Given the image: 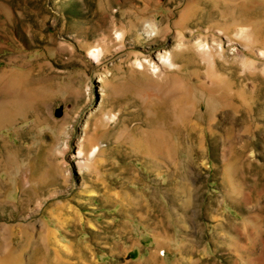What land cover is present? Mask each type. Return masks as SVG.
Instances as JSON below:
<instances>
[{
  "label": "rangeland",
  "instance_id": "obj_1",
  "mask_svg": "<svg viewBox=\"0 0 264 264\" xmlns=\"http://www.w3.org/2000/svg\"><path fill=\"white\" fill-rule=\"evenodd\" d=\"M0 264H264V0H0Z\"/></svg>",
  "mask_w": 264,
  "mask_h": 264
},
{
  "label": "water",
  "instance_id": "obj_2",
  "mask_svg": "<svg viewBox=\"0 0 264 264\" xmlns=\"http://www.w3.org/2000/svg\"><path fill=\"white\" fill-rule=\"evenodd\" d=\"M60 114V111H58V115Z\"/></svg>",
  "mask_w": 264,
  "mask_h": 264
},
{
  "label": "bare ground",
  "instance_id": "obj_3",
  "mask_svg": "<svg viewBox=\"0 0 264 264\" xmlns=\"http://www.w3.org/2000/svg\"><path fill=\"white\" fill-rule=\"evenodd\" d=\"M94 152H92L91 154H93Z\"/></svg>",
  "mask_w": 264,
  "mask_h": 264
}]
</instances>
